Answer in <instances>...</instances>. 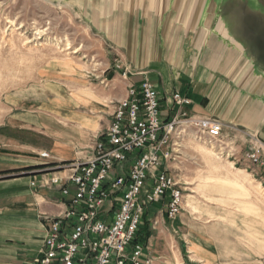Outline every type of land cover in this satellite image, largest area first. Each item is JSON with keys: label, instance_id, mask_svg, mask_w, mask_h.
Listing matches in <instances>:
<instances>
[{"label": "crops", "instance_id": "1", "mask_svg": "<svg viewBox=\"0 0 264 264\" xmlns=\"http://www.w3.org/2000/svg\"><path fill=\"white\" fill-rule=\"evenodd\" d=\"M237 1L99 0L100 8H87L85 18L114 51L113 68H105L98 82H48L5 97L0 172H12L0 174V264H38L50 224L74 193L65 185L70 194L64 197V184L45 182L68 177L73 164L92 156L129 86L150 82L163 118L179 111L169 108L170 95L179 92L191 101L180 110L219 120L229 139L255 135L264 147V36L258 34L264 25L257 20L252 34L241 33L242 21L231 12L259 9L254 0ZM36 166L45 168L25 171ZM165 204L151 205L142 218L137 236L149 234L139 242L144 255L152 264H217L197 242L187 244L190 256L183 258L178 248V255L170 253L175 230L162 225ZM100 218H112L110 203Z\"/></svg>", "mask_w": 264, "mask_h": 264}, {"label": "rangeland", "instance_id": "2", "mask_svg": "<svg viewBox=\"0 0 264 264\" xmlns=\"http://www.w3.org/2000/svg\"><path fill=\"white\" fill-rule=\"evenodd\" d=\"M83 9L78 0H0V122L9 94L48 82H98L113 68L114 51ZM236 139L228 140L237 141V158H227L195 140L193 129L173 134L176 153L166 165L184 199L175 220L163 218L162 225L175 230L170 253L190 256L192 241L217 264H264V175L248 168L241 158L245 144Z\"/></svg>", "mask_w": 264, "mask_h": 264}, {"label": "built area", "instance_id": "3", "mask_svg": "<svg viewBox=\"0 0 264 264\" xmlns=\"http://www.w3.org/2000/svg\"><path fill=\"white\" fill-rule=\"evenodd\" d=\"M169 101L170 110L179 111L163 119L159 93L150 82L129 86L127 97L115 105L111 124L96 139L92 156L73 164L68 177L45 182L64 184V197L70 194L65 185L73 186L74 193L62 216L50 224L38 264H152L135 241L147 208L165 200L172 221L183 210L184 190L166 165L176 153L173 134L193 129L195 140L219 148V156L237 158V141L224 135L222 122L180 110L191 101L179 92ZM243 142L241 158L264 175L263 144L252 134H245ZM109 203L112 218L102 220L100 211Z\"/></svg>", "mask_w": 264, "mask_h": 264}, {"label": "water", "instance_id": "4", "mask_svg": "<svg viewBox=\"0 0 264 264\" xmlns=\"http://www.w3.org/2000/svg\"><path fill=\"white\" fill-rule=\"evenodd\" d=\"M254 1L256 2V7L259 9L258 11L256 10L252 12V11L247 10V14H245L244 12H241L240 15L237 14L235 17H234L235 13L231 12L232 17L234 19L235 18L241 19L242 26H241L240 32L243 34H252L251 32L254 31L253 22L257 20L261 21L264 25V0H254ZM258 34H261L264 36V30H262V32L260 33L258 32Z\"/></svg>", "mask_w": 264, "mask_h": 264}, {"label": "bare ground", "instance_id": "5", "mask_svg": "<svg viewBox=\"0 0 264 264\" xmlns=\"http://www.w3.org/2000/svg\"><path fill=\"white\" fill-rule=\"evenodd\" d=\"M74 1H77V0H74ZM80 2V4L85 7V9H83L84 11L87 9V8H100V2L98 3L99 0H78Z\"/></svg>", "mask_w": 264, "mask_h": 264}, {"label": "trees", "instance_id": "6", "mask_svg": "<svg viewBox=\"0 0 264 264\" xmlns=\"http://www.w3.org/2000/svg\"><path fill=\"white\" fill-rule=\"evenodd\" d=\"M45 168V166H36V167H33V168H28V169H25V171H29V170H40V169H44ZM10 172H12V171H4V172H0V174L1 175H5V174H8V173H10ZM138 234V233H137ZM143 236H140V237H138L137 235H136V239H135V241L136 242H141V241H146V239H148V237H149V234H145L144 235V237L142 238Z\"/></svg>", "mask_w": 264, "mask_h": 264}]
</instances>
